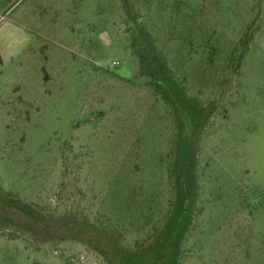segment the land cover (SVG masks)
Here are the masks:
<instances>
[{
	"label": "rangeland",
	"instance_id": "1",
	"mask_svg": "<svg viewBox=\"0 0 264 264\" xmlns=\"http://www.w3.org/2000/svg\"><path fill=\"white\" fill-rule=\"evenodd\" d=\"M0 264H264V0H0Z\"/></svg>",
	"mask_w": 264,
	"mask_h": 264
},
{
	"label": "trees",
	"instance_id": "2",
	"mask_svg": "<svg viewBox=\"0 0 264 264\" xmlns=\"http://www.w3.org/2000/svg\"><path fill=\"white\" fill-rule=\"evenodd\" d=\"M171 202H172V200H171ZM169 204H170V202H169ZM153 211H154V210L151 211L150 215H147V214L144 215V213H142V215H140V216H142L143 218L147 219V220L149 221V223H151L150 220H152L151 217H152V215H153ZM166 213H167V212H166ZM161 217H162V216H160L159 219L156 220V222L162 221V218H161ZM160 218H161V219H160ZM169 219H170V218H169ZM169 219L167 220V223H169ZM156 222H154L153 226H155V223H156ZM156 239H157V234H156V236L153 238L152 243H154V241H156ZM146 247H149V246L147 245ZM134 249H135V251H136V252H135L136 254H141V253H144L145 251H147L148 248H142V247L139 248V247L135 246Z\"/></svg>",
	"mask_w": 264,
	"mask_h": 264
}]
</instances>
